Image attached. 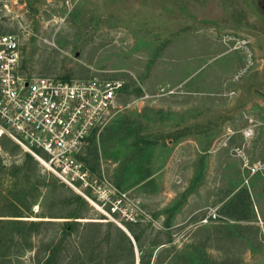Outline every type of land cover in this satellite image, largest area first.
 Returning <instances> with one entry per match:
<instances>
[{
	"label": "rangeland",
	"instance_id": "374dc122",
	"mask_svg": "<svg viewBox=\"0 0 264 264\" xmlns=\"http://www.w3.org/2000/svg\"><path fill=\"white\" fill-rule=\"evenodd\" d=\"M7 32L24 74L129 86L81 155L129 200L111 217L0 133V230L27 223L0 264H264V0H0Z\"/></svg>",
	"mask_w": 264,
	"mask_h": 264
},
{
	"label": "built area",
	"instance_id": "2783aa9c",
	"mask_svg": "<svg viewBox=\"0 0 264 264\" xmlns=\"http://www.w3.org/2000/svg\"><path fill=\"white\" fill-rule=\"evenodd\" d=\"M21 60L19 34H0V133L95 205L107 204L111 217L126 215L127 192L96 176L81 159L89 138L116 107L124 81L29 76L22 72Z\"/></svg>",
	"mask_w": 264,
	"mask_h": 264
},
{
	"label": "trees",
	"instance_id": "16d2710c",
	"mask_svg": "<svg viewBox=\"0 0 264 264\" xmlns=\"http://www.w3.org/2000/svg\"><path fill=\"white\" fill-rule=\"evenodd\" d=\"M134 90V87L132 88L131 91ZM123 91H129V86L125 85ZM12 202L15 203L16 200L13 198ZM16 204V203H15ZM16 208V205H15ZM17 210V209H16ZM17 211H15L14 213L10 214V216H23L22 214H17ZM226 214H230L229 212H226ZM2 216V215H0ZM80 216L78 215V212H75L73 215H70L69 218H79ZM236 218V215L234 216ZM238 218V217H237ZM22 219H14L11 221H5L6 224H4L5 226H2V229L0 230V259L3 260H7L8 262H12V255H15L17 257L18 260V254L15 249V245L13 244L14 242H16V240L18 241V239H22L25 238V233L22 230L21 227H23V225L27 224L26 222L21 221ZM73 221H67L65 223V227L68 228V226L70 227V225L72 224ZM28 224L30 226H35L37 223H35V221H30L28 222ZM109 227H113L112 224H107ZM7 226V227H6ZM6 227V228H5ZM65 228V232H68V230ZM116 231H118L122 236H125V234L119 230L118 227H115ZM130 230V229H129ZM131 231V230H130ZM133 237L135 239H137V237L135 235H133ZM18 238V239H17ZM200 254V250L199 248L195 247V246H187L181 250H176L175 255L170 259V264H198L199 262V255ZM16 260V263H18V261Z\"/></svg>",
	"mask_w": 264,
	"mask_h": 264
}]
</instances>
